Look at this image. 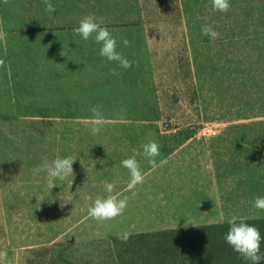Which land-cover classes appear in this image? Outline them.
Returning <instances> with one entry per match:
<instances>
[{
  "label": "rangeland",
  "instance_id": "rangeland-1",
  "mask_svg": "<svg viewBox=\"0 0 264 264\" xmlns=\"http://www.w3.org/2000/svg\"><path fill=\"white\" fill-rule=\"evenodd\" d=\"M99 1L98 22L135 41V71L144 78L136 82L150 85L140 91L151 110L103 112L108 123L97 135L90 112L0 113V264H120L121 249L129 257L127 243L111 236L143 226L88 215L108 195L104 182L118 180L107 164L119 136H197L217 126L213 159L225 219L264 218L253 206L264 196V0H230L226 13L210 0ZM205 24L218 35H203ZM68 156L74 173L54 188L46 173L33 178L44 158Z\"/></svg>",
  "mask_w": 264,
  "mask_h": 264
},
{
  "label": "crops",
  "instance_id": "crops-1",
  "mask_svg": "<svg viewBox=\"0 0 264 264\" xmlns=\"http://www.w3.org/2000/svg\"><path fill=\"white\" fill-rule=\"evenodd\" d=\"M50 2L56 11H46L44 0H0V29L6 34L0 41V113L89 112L92 106L103 112L151 110L152 99L140 91L150 85L136 82L144 78L135 71V41L127 39L129 46H125L120 26L100 22L111 33L117 30L112 33L116 51L131 58L128 70L113 68L114 62L100 55L101 45L94 38L85 41L74 32L86 15L98 22L96 12L102 10V3ZM131 26L127 28L133 31L135 25ZM115 140L107 164L115 176L118 171L113 194L128 200L127 212L119 216L131 217L133 224L143 226L129 232L228 221L224 190L217 184L214 137L126 135ZM149 141L159 144L157 162L167 158L168 163L153 171L143 156H137L144 182L128 189L129 173L120 162L132 156L134 149L142 151Z\"/></svg>",
  "mask_w": 264,
  "mask_h": 264
},
{
  "label": "clouds",
  "instance_id": "clouds-1",
  "mask_svg": "<svg viewBox=\"0 0 264 264\" xmlns=\"http://www.w3.org/2000/svg\"><path fill=\"white\" fill-rule=\"evenodd\" d=\"M44 3L46 11H56L55 6L50 0H44ZM210 3L214 11L222 13H226L231 7L230 0H210ZM74 32L85 41L94 38L95 42L101 45L100 55L109 62H118L119 66L124 69L132 67V63L116 51L117 41L109 28L97 22L95 16L86 15L82 17L79 20L78 27L74 29ZM201 32L205 36L209 34L213 36L218 35L213 31L211 26L207 24L202 25ZM5 38V32L0 29V41H4ZM123 44L129 46V41L125 39L123 40ZM0 63L3 62L0 61ZM113 74L116 73L114 72ZM89 112L91 113L88 118L91 134L97 135L102 131L104 125L108 123V120L99 106L90 107ZM116 115L120 116L121 114L117 113ZM160 155L159 144L155 141H149L142 145V151L134 149L132 156L120 162L121 166L127 169L129 173L128 189H134L138 184L144 182L145 173L141 170L140 163L136 157L143 156L148 165H150L151 170L154 171L168 163L167 158H161L159 162H157V157ZM75 162L76 159L72 156L64 158L57 157L51 161L44 158L42 163L33 169V178L35 179L41 173H46L48 186L54 188L56 186L54 183L55 180H65L74 173L73 164ZM81 164L83 165L82 161ZM114 187L113 183L104 182V190L108 195L104 198L97 197L95 199L94 203L88 208L89 217L98 222H103L124 213L128 200L127 198L119 199L118 194H113ZM89 199H91V197H89ZM253 206L256 209L264 211V196H257L253 201ZM61 207H63V204ZM227 223L228 231L224 235L225 243L231 247L234 252L239 254L242 260L245 261V264H261V261H264V253H261V243L264 237H262L259 228L245 222L243 218L237 215H232ZM118 239L126 242L128 234L124 233L122 236H118Z\"/></svg>",
  "mask_w": 264,
  "mask_h": 264
},
{
  "label": "trees",
  "instance_id": "trees-1",
  "mask_svg": "<svg viewBox=\"0 0 264 264\" xmlns=\"http://www.w3.org/2000/svg\"><path fill=\"white\" fill-rule=\"evenodd\" d=\"M264 237V218L245 219ZM227 221L128 234L126 252L117 251L120 264H245L224 240ZM123 235V234H122ZM111 236L118 244L121 239ZM207 245V247H206ZM206 252V254H205ZM264 253V240L261 243ZM264 264V261H261Z\"/></svg>",
  "mask_w": 264,
  "mask_h": 264
},
{
  "label": "built area",
  "instance_id": "built-area-1",
  "mask_svg": "<svg viewBox=\"0 0 264 264\" xmlns=\"http://www.w3.org/2000/svg\"><path fill=\"white\" fill-rule=\"evenodd\" d=\"M219 134V129L214 125H204L198 130V136L201 138H211Z\"/></svg>",
  "mask_w": 264,
  "mask_h": 264
}]
</instances>
